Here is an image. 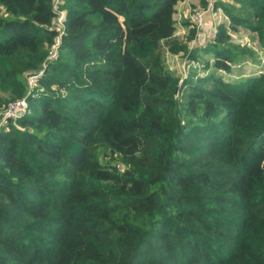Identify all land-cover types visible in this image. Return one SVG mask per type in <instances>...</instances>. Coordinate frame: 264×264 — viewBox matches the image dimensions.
<instances>
[{"label":"trees","instance_id":"trees-1","mask_svg":"<svg viewBox=\"0 0 264 264\" xmlns=\"http://www.w3.org/2000/svg\"><path fill=\"white\" fill-rule=\"evenodd\" d=\"M180 1L0 0V123L29 103L0 126V264H264V75L216 76L240 29L264 49V0L217 1L198 81L165 65L197 56Z\"/></svg>","mask_w":264,"mask_h":264},{"label":"rangeland","instance_id":"rangeland-1","mask_svg":"<svg viewBox=\"0 0 264 264\" xmlns=\"http://www.w3.org/2000/svg\"><path fill=\"white\" fill-rule=\"evenodd\" d=\"M203 0H182L177 5V14L175 15L176 33L174 40L178 43L189 42L192 44V48L196 49V60H189L188 53L184 51L171 52L167 50L165 46V65L167 69L181 80L191 79L198 81V77H205L207 74L212 73V64L214 57L212 54L206 53V49L212 40L213 28L224 23L226 20V14L220 7H216L217 1L229 3L228 0H208V5H203ZM212 2V9L207 10ZM205 11L202 29L206 31V39L203 44L198 45L195 41L196 30L194 23V14L198 11ZM57 13L62 12L59 7L56 8ZM219 11V12H218ZM58 14V15H59ZM65 15V12H64ZM228 17V16H227ZM59 17L55 20L58 22ZM192 31H195L192 39ZM236 44L241 45L243 49H246V54L241 56L238 61L233 63L232 71L226 73L224 71L216 72V76L223 78L226 82L237 83L244 82L248 79L256 78L260 75H264V49L261 47L260 41L255 33H251L248 30L240 29L238 33L232 35ZM199 46V47H198ZM200 59V60H199ZM209 62V67L205 69L206 64H200L201 60ZM198 72L197 76L194 72ZM4 124V122H3Z\"/></svg>","mask_w":264,"mask_h":264},{"label":"built area","instance_id":"built-area-1","mask_svg":"<svg viewBox=\"0 0 264 264\" xmlns=\"http://www.w3.org/2000/svg\"><path fill=\"white\" fill-rule=\"evenodd\" d=\"M209 6H211V7H208L207 10L212 9V2L210 3ZM56 8H57V6H56ZM205 11L203 12L202 10H198L194 14V23H195V30H196V35H197V37L195 38V41L198 45L203 44L206 37H207L206 31L204 30V28L202 29V25L204 24L203 17H204ZM226 20L227 21H225L224 23H227L229 25L230 24L229 17L226 16ZM64 21H65L64 12H60L59 19L57 22V25L59 27H57V30H59L60 28H64ZM217 31H218V28H213V30H212L213 35L211 37L212 39L215 38ZM59 45H60V36L55 39V43L53 44V46L51 47V49L49 51V54L47 57V62L44 64V69H46L48 62H51L58 57ZM191 48H192V44H191ZM42 75H43V71H40L39 73H36V74H31L28 77L29 87L33 88L34 86H36V84L38 83V81ZM28 106H29V103L26 99H18V100L11 102L8 105L5 112L3 113L0 126L3 125V122L5 124L10 119H16V118L24 115L28 110Z\"/></svg>","mask_w":264,"mask_h":264}]
</instances>
